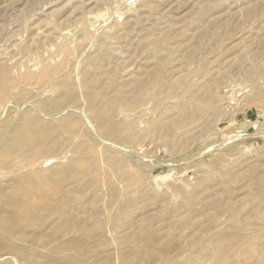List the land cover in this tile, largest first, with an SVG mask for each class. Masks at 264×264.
<instances>
[{
    "label": "rangeland",
    "instance_id": "obj_1",
    "mask_svg": "<svg viewBox=\"0 0 264 264\" xmlns=\"http://www.w3.org/2000/svg\"><path fill=\"white\" fill-rule=\"evenodd\" d=\"M0 264H264V0H0Z\"/></svg>",
    "mask_w": 264,
    "mask_h": 264
}]
</instances>
